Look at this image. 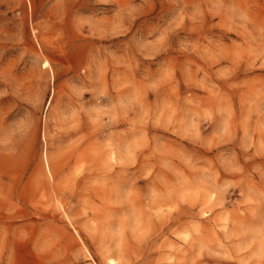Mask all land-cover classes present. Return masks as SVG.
<instances>
[{"label":"rangeland","instance_id":"1","mask_svg":"<svg viewBox=\"0 0 264 264\" xmlns=\"http://www.w3.org/2000/svg\"><path fill=\"white\" fill-rule=\"evenodd\" d=\"M264 264V0H0V264Z\"/></svg>","mask_w":264,"mask_h":264},{"label":"bare ground","instance_id":"2","mask_svg":"<svg viewBox=\"0 0 264 264\" xmlns=\"http://www.w3.org/2000/svg\"><path fill=\"white\" fill-rule=\"evenodd\" d=\"M109 262H110V264H118L114 259H112V258H109Z\"/></svg>","mask_w":264,"mask_h":264}]
</instances>
